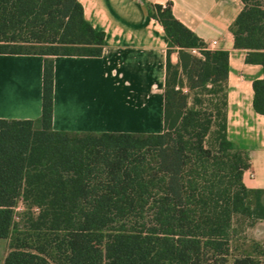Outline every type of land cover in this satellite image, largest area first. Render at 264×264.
Masks as SVG:
<instances>
[{
    "label": "trees",
    "instance_id": "1",
    "mask_svg": "<svg viewBox=\"0 0 264 264\" xmlns=\"http://www.w3.org/2000/svg\"><path fill=\"white\" fill-rule=\"evenodd\" d=\"M242 2L230 29L263 67L264 114V0ZM146 6L168 38L163 132H80L53 128L51 56L101 55L105 31L80 0H0V53L48 56L39 125L0 118L3 264H264V241L246 233L264 220V189L246 186L250 154L227 135L229 51L208 48L171 2Z\"/></svg>",
    "mask_w": 264,
    "mask_h": 264
},
{
    "label": "crops",
    "instance_id": "2",
    "mask_svg": "<svg viewBox=\"0 0 264 264\" xmlns=\"http://www.w3.org/2000/svg\"><path fill=\"white\" fill-rule=\"evenodd\" d=\"M80 2L90 23L106 33L103 51L98 56H51L53 128L163 132L168 38L163 25L148 14L146 3L171 2L174 15L208 48L229 51L227 135L250 154L251 166L243 175L246 186L264 189V114L253 106V81L263 76V67L246 60L247 51L234 46L230 29L243 8L242 0ZM169 56L173 63L178 62L176 49ZM46 57L39 53H0V118L33 119L39 125ZM250 230L264 241V220ZM8 250V242L5 247L0 245V264Z\"/></svg>",
    "mask_w": 264,
    "mask_h": 264
},
{
    "label": "rangeland",
    "instance_id": "3",
    "mask_svg": "<svg viewBox=\"0 0 264 264\" xmlns=\"http://www.w3.org/2000/svg\"><path fill=\"white\" fill-rule=\"evenodd\" d=\"M191 51L193 52V53H195V54H198V55H200V52H199V50L198 49H191ZM177 87H183V90L185 91V92H188L189 93V104L190 105H193L194 104V91H190L189 89H188V87H187V85L186 84H184V85H181V82H179L178 83V85H177ZM203 98H204V101L206 100V103H208V98H209V96H205V95H203L202 96ZM23 209V204H22V202H20L19 204H18V206L16 207V212H17V216H16V219L17 220H20V215H19V212L21 211ZM246 233L248 234V236L249 237H254V234L252 233V231L250 230V229H248L247 231H246ZM0 245H3L4 247H5V244L8 242V245H9V238H5V240L3 239V238H0Z\"/></svg>",
    "mask_w": 264,
    "mask_h": 264
},
{
    "label": "built area",
    "instance_id": "4",
    "mask_svg": "<svg viewBox=\"0 0 264 264\" xmlns=\"http://www.w3.org/2000/svg\"><path fill=\"white\" fill-rule=\"evenodd\" d=\"M195 50V49H194Z\"/></svg>",
    "mask_w": 264,
    "mask_h": 264
}]
</instances>
